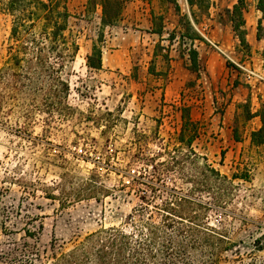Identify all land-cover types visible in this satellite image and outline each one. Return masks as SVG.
Wrapping results in <instances>:
<instances>
[{
  "label": "rangeland",
  "instance_id": "1",
  "mask_svg": "<svg viewBox=\"0 0 264 264\" xmlns=\"http://www.w3.org/2000/svg\"><path fill=\"white\" fill-rule=\"evenodd\" d=\"M176 1L178 10L170 0H127L122 19L103 29L101 69L86 65L101 31L100 10L86 14V0L68 1L79 50L62 72L63 109L37 110L27 98L0 113V264L29 257L45 263L96 230H129L142 191L152 195L146 180L163 196L165 188L188 193L179 173L153 168L168 158L157 153L179 146L185 121L201 127L192 141L200 163L239 176L231 203L210 211L206 222L234 240L259 235L264 145H252L250 135L261 125L251 115L264 109V13L257 12L264 0H245L246 44L232 26L237 16L226 12L237 0ZM153 15L163 19L154 25ZM161 23L162 36L153 32ZM10 26L0 12V68ZM194 34L201 38L193 43L198 73L190 69V41L182 39ZM196 197L210 201L206 193Z\"/></svg>",
  "mask_w": 264,
  "mask_h": 264
},
{
  "label": "trees",
  "instance_id": "2",
  "mask_svg": "<svg viewBox=\"0 0 264 264\" xmlns=\"http://www.w3.org/2000/svg\"><path fill=\"white\" fill-rule=\"evenodd\" d=\"M69 0H6L0 3V12L10 16V36L7 45L6 65L0 68V113L5 104L27 99L37 110L63 109L68 85L62 72L74 60L79 45L70 33L72 17ZM127 0H86L85 13L100 10L98 39L93 43L86 65L92 69L102 68V51L98 43L103 41V29L122 19ZM178 10L176 0H170ZM264 13V8L257 5ZM245 0H237L226 12L234 14L233 29L239 40L246 44ZM153 23L161 16L153 15ZM154 33L162 36L163 25ZM261 28L259 21L258 29ZM190 46L187 54L190 69L200 71L198 51L193 47L199 35H183ZM259 33L257 39H260ZM259 116L261 125L253 130L250 143L264 145V109L251 115ZM197 122L185 121L179 131V146L164 149L157 156H168L157 162L154 171H176L182 180L191 185L184 193L175 188H165L166 196L153 186L151 181L142 182L150 189L151 197L142 191V203L130 218V229L107 227L88 234L68 251L54 254L41 264H264V227L257 225L258 236L250 233L246 239L234 240L225 227H215L206 222L208 213L222 209L234 198L233 179L239 177L220 173L209 163H200L201 158L192 148V141L200 133ZM236 132V131H234ZM239 140L238 137H234ZM173 151V152H172ZM241 178H247L244 172ZM158 178V176H156ZM206 193L210 201L196 197ZM159 199V202H156ZM243 221L252 222L245 217ZM256 224V223H255ZM232 259L226 260L225 254ZM37 256L38 254L35 253ZM224 259V260H223ZM23 264H34L30 257Z\"/></svg>",
  "mask_w": 264,
  "mask_h": 264
},
{
  "label": "crops",
  "instance_id": "3",
  "mask_svg": "<svg viewBox=\"0 0 264 264\" xmlns=\"http://www.w3.org/2000/svg\"><path fill=\"white\" fill-rule=\"evenodd\" d=\"M257 12H260V11L257 9Z\"/></svg>",
  "mask_w": 264,
  "mask_h": 264
}]
</instances>
